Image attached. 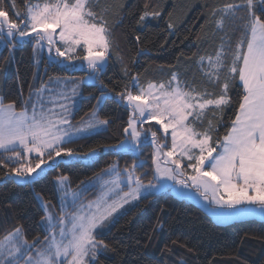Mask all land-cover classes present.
I'll use <instances>...</instances> for the list:
<instances>
[{"label": "snow or ice", "instance_id": "snow-or-ice-1", "mask_svg": "<svg viewBox=\"0 0 264 264\" xmlns=\"http://www.w3.org/2000/svg\"><path fill=\"white\" fill-rule=\"evenodd\" d=\"M148 9L146 2L137 25L143 27L148 18L161 16V11ZM241 10L246 15L238 17ZM108 11L101 0L42 4L26 0L23 11L16 9L15 0L9 7L0 0V45L14 52L30 42L34 57L47 50V59H37V64L80 61L87 66V75L78 80L49 77L29 93L19 110L15 101L0 98L4 175L31 184L44 172L43 166L60 167L58 158L94 159V148L81 153L69 145L106 129L110 121L99 111L109 98L128 111L121 132L124 139L111 147L133 157L131 165L121 169L113 163L97 176L100 191L92 200L84 198L89 186L73 189L67 175H57L59 204L37 196L44 212L43 238L29 240L22 225L0 235V264H103L100 257L115 251L106 236L124 214L121 210L165 189L164 180L195 188L210 204L232 210L218 213L221 220L234 213L264 215V0L229 2L212 11L213 35H223L212 53L195 61L202 76L200 86L182 81L173 71L170 79L149 81L146 87L137 74L131 77L132 88L127 84L121 91L110 88L103 74L118 45L106 18ZM238 19L243 37L233 43L227 29ZM128 75L125 68L124 76ZM85 82L98 85L100 95L87 118L74 122L73 110ZM228 109L233 110L232 117L220 136ZM149 145L152 179L145 182L142 148Z\"/></svg>", "mask_w": 264, "mask_h": 264}, {"label": "trees", "instance_id": "trees-1", "mask_svg": "<svg viewBox=\"0 0 264 264\" xmlns=\"http://www.w3.org/2000/svg\"><path fill=\"white\" fill-rule=\"evenodd\" d=\"M25 2L15 0L16 8L23 11ZM146 2L148 10H159L161 16L148 18L141 27L136 20ZM229 2L242 3L243 0H101V7L109 10L106 18L112 27L115 45H118L112 50V58L103 74L104 82L115 91H121L125 84L132 88L131 77L137 74L140 84L146 86L149 81H166L175 71L182 81L202 83L195 61L199 55L212 53L218 46L223 33L213 35L215 24L211 13ZM3 3L9 7L11 0H3ZM12 11L14 9L9 11L10 16ZM169 23L172 28L168 27ZM235 29L236 23L227 29L233 43L236 42V38L233 39ZM9 56V49L0 51V69ZM125 68L127 77L124 76ZM35 73L32 44L25 43L17 49L16 69L6 77L0 92L5 102L15 101L19 110L29 93L49 77L78 80L87 75V70L60 63L46 66L43 62L37 83ZM99 95L98 85H82V99L74 110V122L87 118L86 114L97 104ZM232 111L225 112L218 135L225 133ZM99 115L110 121L106 129L69 145L81 153L94 148L97 156L93 160H59L60 167L48 169L31 184L16 183L14 177H6V170L0 169V235L22 225L29 240L36 236L43 238L40 221L44 212L37 196L58 205L54 183L57 175H67L72 188L77 189L96 179L113 163H118L121 169L126 164L131 165V154L111 147L124 139L121 132L128 111L109 98L100 106ZM142 151L145 164L141 171L148 173L147 182L152 179V147L149 145ZM98 193L97 188H90L84 194L87 200H92ZM106 239L115 251L100 257L103 264H181L185 260L188 264H264V220L251 218L218 223L199 205L171 192L142 198L110 226Z\"/></svg>", "mask_w": 264, "mask_h": 264}, {"label": "rangeland", "instance_id": "rangeland-1", "mask_svg": "<svg viewBox=\"0 0 264 264\" xmlns=\"http://www.w3.org/2000/svg\"><path fill=\"white\" fill-rule=\"evenodd\" d=\"M44 0H34L33 3H43ZM17 9V8H16ZM15 10V9H14ZM5 47L3 45H0V51L3 50ZM19 47H17L18 49ZM17 49L14 51V52H11L10 51V59L8 58L7 60V63L6 65L0 69V92L3 88V85H4V81L6 79V77L11 73V71H13V69L15 70L16 69V51ZM47 59V50L45 49V51L43 52V54H41V56L39 57H34L33 55V60H34V63H35V66H36V73H35V83L38 82L39 80V73L42 69V64L43 62L37 64L36 63V60L37 59H40L41 61H44V59ZM62 65H72L75 69H86L87 70V66H86V63H83V62H80V61H77L75 62L74 64H69L67 62H64V63H60ZM197 68V65L195 66ZM69 80H76L74 78H67ZM168 79H170V76L168 77ZM167 79V80H168ZM184 82H187L188 84L190 85H195V86H200L202 83H198L194 80H191V81H188V80H183ZM85 83H90V82H85ZM84 84V83H83ZM80 85V89H79V92H80V95H78L77 97V104H76V107L75 109L79 106L80 104V101L82 99V85ZM147 86V85H146ZM145 86V87H146ZM70 87V85H69ZM0 98L1 97V94H0ZM74 109V110H75ZM74 110H73V114H74ZM152 124L154 125L155 122L153 121ZM149 125H145V127H148ZM156 127H159L158 125ZM102 129L104 128H101L99 131H101ZM98 131H95L93 133H96ZM92 133V134H93ZM160 133H158L159 135ZM116 150V149H115ZM118 151V150H117ZM97 156V154H96ZM61 160L60 158H58L57 162ZM64 161H72V160H76V159H71L69 160L68 158H64L63 159ZM84 161H91L93 159H83ZM44 167V172L41 173L44 174L49 168L47 166H43ZM39 171V170H38ZM189 172H191V170L189 169L188 170ZM35 175V174H34ZM105 179H107V177H104ZM70 182V181H69ZM92 184H95V187H92L89 182L82 185L81 187H84V186H89V189L91 188H97L99 191H100V187H99V183H97V178L90 181ZM102 182V181H101ZM165 184H166V188L161 190V191H158L154 194H161V193H164V192H171L173 193L174 195L178 196L179 198H182V199H185L187 201H190V202H193L197 205H199L200 207H202L205 211H207L212 217L213 219L218 222V223H230V222H234V221H238V220H245V219H251V218H256V219H261V220H264V215H261L259 212L255 213V214H248V215H245V214H240V213H234L233 215H231L230 217L226 218V219H223L221 220V218L219 217L218 213L220 212H223V211H228V212H231L232 210H224V209H220L218 206H215V205H212L210 204L208 201H205L203 199V197L200 195L199 192L196 191L195 188H192V187H188V188H182L180 185H174V182L171 181V180H164L163 181ZM55 183V182H54ZM74 189V188H73ZM55 192H56V197H57V200H58V204H59V199H58V196H59V192H58V188L56 186V183H55ZM152 194V195H154ZM41 197V196H40ZM84 198L85 200H87V197L86 195L84 194ZM44 200V199H43ZM40 203H41V200L39 199ZM45 201V200H44ZM138 201H134L132 202V204H129V205H125V208L121 210L122 213L126 212L130 207H132L133 205H135ZM215 209V211H214ZM121 215L118 216V218L120 217Z\"/></svg>", "mask_w": 264, "mask_h": 264}, {"label": "crops", "instance_id": "crops-1", "mask_svg": "<svg viewBox=\"0 0 264 264\" xmlns=\"http://www.w3.org/2000/svg\"><path fill=\"white\" fill-rule=\"evenodd\" d=\"M245 15H246V13H242V11L237 13L238 17H243ZM233 36H235V37H233V39L236 38V41H238L239 39H241L243 37L242 24H241L239 19L236 21V29L233 31Z\"/></svg>", "mask_w": 264, "mask_h": 264}]
</instances>
